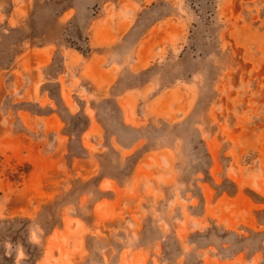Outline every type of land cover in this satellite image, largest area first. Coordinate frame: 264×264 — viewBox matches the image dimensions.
<instances>
[{"label":"rangeland","instance_id":"rangeland-1","mask_svg":"<svg viewBox=\"0 0 264 264\" xmlns=\"http://www.w3.org/2000/svg\"><path fill=\"white\" fill-rule=\"evenodd\" d=\"M0 264H264V0H0Z\"/></svg>","mask_w":264,"mask_h":264}]
</instances>
